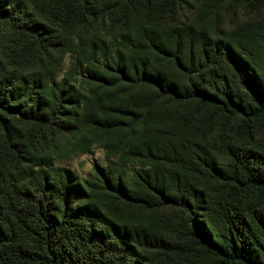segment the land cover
<instances>
[{
    "label": "trees",
    "instance_id": "obj_1",
    "mask_svg": "<svg viewBox=\"0 0 264 264\" xmlns=\"http://www.w3.org/2000/svg\"><path fill=\"white\" fill-rule=\"evenodd\" d=\"M0 264H264V0H0Z\"/></svg>",
    "mask_w": 264,
    "mask_h": 264
},
{
    "label": "rangeland",
    "instance_id": "obj_2",
    "mask_svg": "<svg viewBox=\"0 0 264 264\" xmlns=\"http://www.w3.org/2000/svg\"><path fill=\"white\" fill-rule=\"evenodd\" d=\"M103 153L96 152L94 155L79 156L72 161L69 166L78 172L80 175H84L91 170L93 163H102Z\"/></svg>",
    "mask_w": 264,
    "mask_h": 264
}]
</instances>
